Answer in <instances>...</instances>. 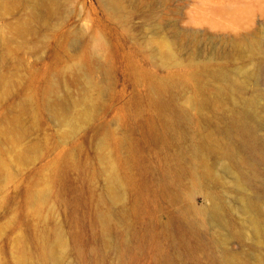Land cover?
Listing matches in <instances>:
<instances>
[{"label":"bare ground","instance_id":"6f19581e","mask_svg":"<svg viewBox=\"0 0 264 264\" xmlns=\"http://www.w3.org/2000/svg\"><path fill=\"white\" fill-rule=\"evenodd\" d=\"M97 2L114 27L124 31L123 38L136 44L138 53L148 62L162 70L194 69L182 75L186 83L192 81V87L177 79L180 74L150 76L145 94L137 96L141 104L128 112L130 121L140 130L138 143L148 142L161 151L162 163L154 167L160 173L159 183L154 189L148 183L144 185L153 196L168 199L171 206L170 215L165 214V220L156 225L161 232L148 233L159 263L177 264L173 262L182 260L176 254L175 242L176 232L182 230L195 238L201 249H193L207 257V264H264V91L258 84L263 45L254 39L236 38L216 41L207 49L199 35L181 29L177 22L155 10L153 0ZM63 6V0H0V17L10 18L0 28V82L5 77L3 66L12 58L13 42L26 47L28 38L42 42L59 37L74 49L80 47L83 35L79 30L58 33ZM211 12L217 13L215 9ZM203 22L210 21L203 16L193 17L187 24ZM113 34L108 24L84 40L98 48ZM222 44L230 46L237 58L246 59L247 65L225 67L230 56L220 49ZM186 58L190 60L185 61ZM71 60L65 68L49 69L38 89L40 105L55 123L70 131L77 122L87 119L95 100L91 95L94 83L89 77L93 71L91 51L83 46L80 56ZM71 88H79L77 98L72 96ZM188 89L195 97H186ZM147 100L153 104L152 114H148L144 104ZM32 106V98H21L0 125L1 139L10 144V152L19 164L27 160L29 153L36 152V145L26 142L22 121L32 114ZM100 130L99 165L94 167V179L101 181L102 186L99 193L91 196L89 222L97 230L95 236L100 245L119 258L126 254L120 249L124 229L131 228L133 212L128 213L124 199L126 184L132 181L122 174L123 163L104 154L108 132L103 127ZM116 141V148L123 146L128 155H135L136 147L129 136ZM0 166L5 168L1 161ZM142 193L134 194L136 216L143 206L156 209L153 198L141 200ZM197 196L202 198L201 206L195 202ZM43 198L40 193L32 195L35 201ZM116 206L120 215L114 212ZM233 242L238 249H231ZM64 243L63 234L57 231L44 238L36 261H29L19 249L13 263L66 264Z\"/></svg>","mask_w":264,"mask_h":264},{"label":"rangeland","instance_id":"374dc122","mask_svg":"<svg viewBox=\"0 0 264 264\" xmlns=\"http://www.w3.org/2000/svg\"><path fill=\"white\" fill-rule=\"evenodd\" d=\"M153 1L155 10L164 18L199 35L207 49L216 41L236 38L254 39L264 47V0ZM63 3L58 33L79 30L83 35L79 39L80 47L74 49L70 42H63L59 37L42 42L28 38L26 47L18 42L11 44L12 58L3 66L5 77L0 82V125L8 110L21 98H32V114L26 115L22 121L27 133L26 142L34 143L36 152L29 153L27 160L19 164L10 152V144L0 135V161L5 164V168L0 166V264H14L19 249H23L24 257L29 261H36L41 256L44 238L57 231L64 236L62 251L66 253V264H160L151 249L148 233L161 232L156 225L158 221L162 223L165 220V214L166 217L170 215L171 206L168 199L153 196V192L146 191L144 185L148 183L152 189L158 185L160 173L154 167L162 163L161 151L148 142L138 143L140 130L130 121L128 112L141 104L137 96L145 94L150 76L160 78L171 73L180 74L177 79L184 81L183 76L194 69L170 67L162 70L148 62L138 53L136 44L123 38L124 31L114 27L97 0H63ZM213 9L216 14L211 12ZM201 16L210 22L187 24L193 17ZM7 20H10L7 16L0 17V28ZM134 22H140V19H134ZM108 24L114 34L103 45L93 47L92 43L84 40ZM83 46L91 51L93 71L89 77L94 83L91 95L95 100L87 119L77 122L70 131L55 123L40 105L38 89L49 69L67 67L73 61L71 59L80 56ZM220 49L230 56L225 67L231 69L247 65L246 59L231 53L230 46L222 44ZM258 84L264 91V61ZM188 85L192 87V81ZM70 90L77 98L79 88ZM188 90L190 93H186V97H192L194 92ZM149 101L144 104L148 114H152L153 104ZM102 127L108 132L104 154L123 163L122 174L132 181L125 187L124 204L128 213H134V194L137 191L143 192L141 200L153 198L156 207L143 206L141 214H130L131 228L124 229L120 241V249H124L126 254L119 258L107 253L109 248L105 251L96 239L97 230L89 222L88 209L93 206L91 196L99 193L102 186L101 181L94 179V167L98 163L97 138ZM124 136H129L135 145V155H128L123 146L116 148V139ZM39 193L44 195L42 200L32 199L33 194ZM195 202L199 206L203 203L200 196L195 197ZM118 208L114 207L117 214ZM176 234V254L182 260L173 263L207 264V257L202 252L198 253L197 249L201 248L193 236L182 230ZM230 247L238 249L234 242ZM187 255L191 258L188 259Z\"/></svg>","mask_w":264,"mask_h":264}]
</instances>
